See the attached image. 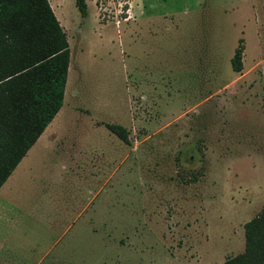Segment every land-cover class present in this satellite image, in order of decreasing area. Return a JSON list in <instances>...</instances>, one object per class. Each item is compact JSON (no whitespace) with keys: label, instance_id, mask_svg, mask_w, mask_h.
<instances>
[{"label":"rangeland","instance_id":"1","mask_svg":"<svg viewBox=\"0 0 264 264\" xmlns=\"http://www.w3.org/2000/svg\"><path fill=\"white\" fill-rule=\"evenodd\" d=\"M154 1L144 8L153 20L131 23L138 3L85 0L81 18L73 0H48L69 50L55 122L80 129L84 176L37 202L0 264L30 261V245L61 234L43 217L54 225L67 212L81 228L75 264H222L243 253V226L264 205V0ZM103 124L122 126L128 145Z\"/></svg>","mask_w":264,"mask_h":264},{"label":"trees","instance_id":"2","mask_svg":"<svg viewBox=\"0 0 264 264\" xmlns=\"http://www.w3.org/2000/svg\"><path fill=\"white\" fill-rule=\"evenodd\" d=\"M73 2L85 18V0ZM241 52L238 45L234 71ZM68 64L66 36L48 0H0V186L60 110ZM103 126L128 145L122 126ZM243 236V253L222 264H264V205L244 224Z\"/></svg>","mask_w":264,"mask_h":264},{"label":"crops","instance_id":"3","mask_svg":"<svg viewBox=\"0 0 264 264\" xmlns=\"http://www.w3.org/2000/svg\"><path fill=\"white\" fill-rule=\"evenodd\" d=\"M125 3L129 6L133 4L134 7L137 3L141 5V15H132L131 23L138 19L147 23L153 20L151 15L144 14V8L148 3H155L154 0H126ZM128 17L130 16H127V22H129ZM65 93L67 94V89ZM55 116L0 186V247L3 249L9 248L8 244L15 241L16 233L21 230L24 222L36 221L37 202L51 198V193L55 192L52 191V187L62 185L59 191L66 192L68 183H79L84 176L82 169L85 159L81 157L82 151L78 149L80 140L76 138L80 129L59 127L60 122L59 120L55 122ZM99 191L90 190L87 195L95 198ZM85 208L86 203L81 207L80 214L85 213ZM69 215L67 212V218L54 225L51 224L52 221L48 216L43 217L44 225L46 224L50 231L61 233L60 236L52 242L49 241L40 250L37 244L30 245L32 249L30 261H24L21 255L16 256L19 261L25 264H37L45 259L46 263L75 264L77 261L72 257L75 252L71 248L78 238L75 233L80 232L81 228L79 219L75 216L72 219ZM89 230L95 231L93 227ZM66 235L68 239L62 241L61 239ZM61 242L63 243L60 246L65 247L66 250L60 248Z\"/></svg>","mask_w":264,"mask_h":264},{"label":"bare ground","instance_id":"4","mask_svg":"<svg viewBox=\"0 0 264 264\" xmlns=\"http://www.w3.org/2000/svg\"><path fill=\"white\" fill-rule=\"evenodd\" d=\"M69 72H70V69H69Z\"/></svg>","mask_w":264,"mask_h":264}]
</instances>
